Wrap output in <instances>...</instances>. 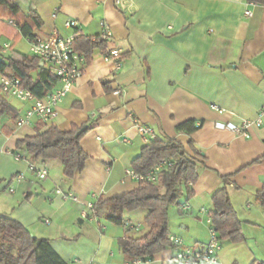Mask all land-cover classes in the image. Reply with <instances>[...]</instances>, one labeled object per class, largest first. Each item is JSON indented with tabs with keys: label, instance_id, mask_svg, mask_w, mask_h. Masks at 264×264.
Listing matches in <instances>:
<instances>
[{
	"label": "crops",
	"instance_id": "crops-1",
	"mask_svg": "<svg viewBox=\"0 0 264 264\" xmlns=\"http://www.w3.org/2000/svg\"><path fill=\"white\" fill-rule=\"evenodd\" d=\"M16 1L18 20L30 13L37 16L33 35L47 37L57 31L67 37L74 29L64 23L75 20L80 35L104 40L105 48L93 49L48 123L61 130L88 127L80 140L87 158L72 178L64 175L56 159L30 162L22 151H18L21 158L15 157L16 141L33 135L38 120L17 126L9 114L0 118V215L20 222L32 236L48 239L68 264H186L176 258L179 249L173 246L152 260L127 262L118 244L126 227L106 219V205L86 219L79 216L89 201L136 188L138 181L126 173L133 159L150 140L172 138L194 155L192 143L200 166L197 180L188 183L192 195L182 190L178 203L168 209L169 234L184 246L204 247L210 235L211 196L227 176L234 184H227V192L241 221L242 239L220 240L215 262L195 264L264 262V208L255 198L264 190V4L248 0ZM246 10L252 14L246 15ZM8 15L0 7L3 62L32 55L30 39ZM111 49L118 50L120 57L105 58L103 53ZM2 77L0 72V81ZM60 85L57 80L50 91ZM11 98L18 102L8 100L20 117L29 103ZM261 111L260 126L254 122ZM189 121L198 127L178 129ZM243 121L250 122L247 136L217 126ZM140 127L152 132L143 136ZM30 163L44 167L47 176L37 178L28 169ZM18 174L23 175L20 180ZM57 189L73 193L77 201L64 200ZM183 204L188 210L182 209ZM146 214V209L124 212L128 224L138 225L137 230L129 229V235L143 236Z\"/></svg>",
	"mask_w": 264,
	"mask_h": 264
},
{
	"label": "trees",
	"instance_id": "trees-1",
	"mask_svg": "<svg viewBox=\"0 0 264 264\" xmlns=\"http://www.w3.org/2000/svg\"><path fill=\"white\" fill-rule=\"evenodd\" d=\"M248 1L264 4V0ZM0 7L7 11L8 18H12L24 37L29 39L35 37L31 31L33 24L38 22L35 14L30 13L26 19L18 20L16 16L20 10L16 0H0ZM74 48L83 53L88 61L93 49L105 48V41L102 39L92 41L89 37L80 35L74 40ZM39 62L37 57L26 54L21 60L0 61V72L3 77L19 79L23 88L42 98L58 78L46 66H40ZM5 114H9L11 120L16 122L18 113L0 90V118ZM197 127L198 125L189 121L179 125L178 129L191 131ZM87 128L86 125H73L69 130H61L55 125L38 121L34 125L33 135H26L16 141L15 154L22 156L18 151L24 152L30 162L38 159H56L62 164L64 175L72 178L83 168L87 158L80 147V140ZM189 146L194 155L189 154L182 144L172 138L150 140L133 159L131 168L135 172L145 173L162 159L171 161L172 166L163 169L156 182L139 181L137 187L130 191L108 198L98 197L94 202L93 213L97 208L106 205L108 207L106 219L119 225L128 223L124 218L125 211L147 210L144 218L147 231L143 236H131L128 233L129 228H125V234L118 239L127 262L152 260L155 254L171 245L168 209L178 203V196L182 190L187 196L192 195L188 183L195 182L198 178L200 166L196 157L198 153L192 143ZM227 184L234 186L227 176H223L222 186L211 196L213 208L210 211V224L219 240L225 238L239 241L242 239L241 221L231 205ZM255 198L264 208V190L258 191ZM29 232L20 222L0 215V264H68L57 254L48 239L36 238Z\"/></svg>",
	"mask_w": 264,
	"mask_h": 264
},
{
	"label": "built area",
	"instance_id": "built-area-1",
	"mask_svg": "<svg viewBox=\"0 0 264 264\" xmlns=\"http://www.w3.org/2000/svg\"><path fill=\"white\" fill-rule=\"evenodd\" d=\"M246 15H251L250 10L245 11ZM67 28L74 29V32L69 36H61L57 31H54L47 37L35 36L29 41L30 53L37 57L41 63L46 66L49 71L58 78L61 85L52 89L48 94L42 98H38L32 94L28 89L21 86L19 79L2 77L0 81L1 92L7 97H14L20 101L28 102L29 107L25 110L24 114L17 118L16 125L22 126L28 124L32 119H36L43 123H49L56 116L57 105L74 86L77 78L80 76L86 65V57L74 48V40L80 35L78 30V23L75 20H68L64 23ZM65 26V27H66ZM105 27V25H104ZM109 29L106 26L104 36L109 35ZM120 52L116 49L108 50L103 53L105 58H118ZM117 65H120L117 62ZM256 125L262 123V111L257 116L255 122ZM250 122L243 121L240 124H217L219 128H227L234 133L247 136V127ZM1 131V129H0ZM143 136L150 134L152 131L149 128L140 127L139 131ZM17 159L21 158L19 154H15ZM172 163L168 159L160 160L154 168L146 171L145 173L135 172L133 169H129L126 173L131 175L136 181H148L156 182L158 180L159 173L168 167H171ZM28 169L32 171L37 178L44 179L47 176V170L44 167H37L30 163ZM22 174L16 175L17 179L22 178ZM191 185V184H190ZM57 194H60L64 200L77 201V196L71 192H62L60 189L56 190ZM92 199H95V195H92ZM95 201H89L85 204V207L80 211L79 216L81 219H86L93 212V205ZM187 204L182 205L183 210H188ZM211 222V220L209 219ZM124 227L129 229H138V225L125 223ZM209 241L202 248H193L184 246L182 241L176 237L169 236L170 246L177 247L179 250L176 254V258L182 260L186 264H195L197 262H215L217 260V253L220 250L221 243L217 238L215 230L210 227Z\"/></svg>",
	"mask_w": 264,
	"mask_h": 264
},
{
	"label": "rangeland",
	"instance_id": "rangeland-1",
	"mask_svg": "<svg viewBox=\"0 0 264 264\" xmlns=\"http://www.w3.org/2000/svg\"><path fill=\"white\" fill-rule=\"evenodd\" d=\"M0 59H2V57L0 56ZM7 97V96H6ZM12 104H18V102H17V100H15V99H13V98H11V97H9V98H7ZM124 218H125V216H124ZM126 220V219H125ZM132 220H134L133 218H132ZM141 231H142V229H141ZM135 234H136V232H134ZM140 233H138L137 235H139Z\"/></svg>",
	"mask_w": 264,
	"mask_h": 264
}]
</instances>
